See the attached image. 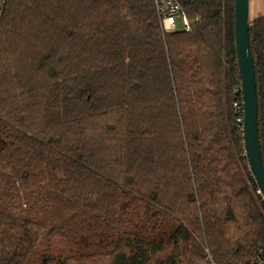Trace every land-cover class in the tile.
Instances as JSON below:
<instances>
[{"label":"trees","instance_id":"obj_1","mask_svg":"<svg viewBox=\"0 0 264 264\" xmlns=\"http://www.w3.org/2000/svg\"><path fill=\"white\" fill-rule=\"evenodd\" d=\"M7 0L0 264H251L264 200L243 136L235 0ZM250 22L264 162V15ZM237 108H236V107Z\"/></svg>","mask_w":264,"mask_h":264},{"label":"water","instance_id":"obj_2","mask_svg":"<svg viewBox=\"0 0 264 264\" xmlns=\"http://www.w3.org/2000/svg\"><path fill=\"white\" fill-rule=\"evenodd\" d=\"M250 0H235V36L244 101L243 136L250 170L264 197V162L259 137L256 70L250 46ZM264 81V53H263Z\"/></svg>","mask_w":264,"mask_h":264},{"label":"built area","instance_id":"obj_3","mask_svg":"<svg viewBox=\"0 0 264 264\" xmlns=\"http://www.w3.org/2000/svg\"><path fill=\"white\" fill-rule=\"evenodd\" d=\"M198 1L199 0H154L156 14L163 33L169 35L177 32H191L196 20L192 21L189 19L187 7ZM6 2L7 0H0V17L2 16ZM257 194L264 200L260 189L257 191ZM251 264H264V247L254 255Z\"/></svg>","mask_w":264,"mask_h":264},{"label":"rangeland","instance_id":"obj_4","mask_svg":"<svg viewBox=\"0 0 264 264\" xmlns=\"http://www.w3.org/2000/svg\"><path fill=\"white\" fill-rule=\"evenodd\" d=\"M264 15V0H250L249 17L251 20Z\"/></svg>","mask_w":264,"mask_h":264}]
</instances>
